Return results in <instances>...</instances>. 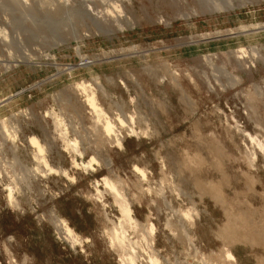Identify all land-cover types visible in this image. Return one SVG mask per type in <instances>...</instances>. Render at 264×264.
Segmentation results:
<instances>
[{"label": "rangeland", "instance_id": "374dc122", "mask_svg": "<svg viewBox=\"0 0 264 264\" xmlns=\"http://www.w3.org/2000/svg\"><path fill=\"white\" fill-rule=\"evenodd\" d=\"M2 120L16 134L0 133V264H119L106 231L120 211L104 176L155 225L163 264H202L201 254L229 264L225 248L237 264H264V0H0ZM30 136L68 178L35 173ZM52 212L89 240L60 238Z\"/></svg>", "mask_w": 264, "mask_h": 264}, {"label": "bare ground", "instance_id": "6f19581e", "mask_svg": "<svg viewBox=\"0 0 264 264\" xmlns=\"http://www.w3.org/2000/svg\"><path fill=\"white\" fill-rule=\"evenodd\" d=\"M247 34H250V33H247ZM80 88H82L83 90H86V85L82 83L80 84ZM7 99H9V97H7L6 100ZM86 99H87V103L91 106L97 118H100V117L102 118V120L100 121L101 122L103 121L102 131L105 132L104 134L106 135L113 134L114 138L112 139L114 141V145L122 149L123 148V142L121 139L122 136L119 134L118 131H115V128L117 127L114 126V123H112V119L106 114L103 108L99 105L93 90H91L89 93L86 94ZM117 120L121 124L123 123V120L120 118V116L117 117ZM54 121H55L56 128L59 131H61L60 130L61 122L58 119H54ZM129 131H130L129 133L135 134V131L133 129H130ZM0 133L3 135L2 137L3 141L13 140L11 139V137L12 136L15 137V134H16V132H13V130L10 131V129L6 128L3 120L1 122ZM66 134H67L66 132H62V131L59 133V136L64 141L66 147L76 153L81 154L78 149L77 142H72L67 137ZM245 135H247L249 139L253 142L256 139L252 134L245 133ZM29 143L31 146L35 147L36 149L34 157L37 161L38 167L36 166L35 173L45 172V175H47L49 172L53 174H61L67 178L69 177L68 171L65 168H54L49 164L48 160L46 159L44 155V149L42 145L39 143V140L37 137L30 136ZM257 146L259 148V151L261 150L260 152L263 153L264 155V145L258 141ZM249 158H250L251 163H254V161L256 160L255 152H252L249 155ZM91 162L92 160L90 161L88 160L86 163L82 161L79 164L75 160H73L74 165L81 166L85 170H88L90 168L92 169ZM107 164H110V161H108ZM40 167L45 168V171L44 169H41ZM134 168L137 169V172L142 173L141 176L143 178L146 177V174L142 169H140L137 166H134ZM102 182L104 184V188L106 189L105 191H107L112 196L114 204L118 207L120 211V217H118L117 221L116 222L112 221L113 222L112 226L109 227L108 230L106 229L107 230L106 235L109 240L110 246L113 249L117 250L119 264H163L161 259L158 256V252L155 250V233H156L155 225L151 221H149L146 226L142 225L141 222L133 215L132 207L130 206V203L127 201L125 194L121 190L119 186L120 184L119 181H114L110 179L109 177L104 176L102 177ZM98 183H99L98 181L95 182L96 194H97L96 196L98 200L102 201L103 196H102V192L97 188ZM7 190H8V201L10 202L9 204H12V205L14 204L17 206V202L14 198L12 188L8 186ZM169 204L166 203V205H168L170 208L171 205ZM172 210L175 214L179 215V218L183 219L185 223L186 221H188L189 223L193 224V221L195 217L197 216V213H196V216L194 217V214L190 211V209H184V210L183 209H179V210L172 209ZM50 215H52V218H51L53 221L52 223L55 226V230L58 236L64 239L65 241L70 242L71 246L74 247V245L76 244H81L83 241L89 240L88 237L82 238L79 235V233L76 232L74 228L69 225V223L67 222L65 218L57 215L54 212H52ZM165 223H166V227L171 228L170 218H167V221ZM179 226L183 231L186 229L184 228L182 223ZM141 229H142L141 231L142 233H140L139 235L137 234L136 235L137 237L135 239L128 234V230L135 232ZM143 229H145V231ZM143 231L145 233H143ZM184 233L186 237H188V234L185 231ZM222 234H223V231H222ZM188 242H189L188 244L193 246V243L191 240H188ZM192 250H193L192 252H194L193 253L194 256H197V254L200 253L196 247L194 248L192 247ZM200 258H201L202 264H217V262L215 263L211 261H205L206 259H204L205 257L203 254L200 255ZM223 258L227 262H229V264H237V258L230 249H226V248L224 249Z\"/></svg>", "mask_w": 264, "mask_h": 264}]
</instances>
